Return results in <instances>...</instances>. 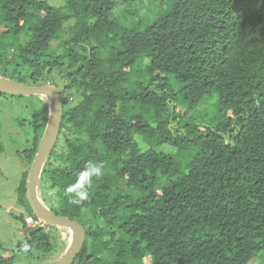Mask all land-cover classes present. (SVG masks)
I'll return each mask as SVG.
<instances>
[{
    "label": "trees",
    "instance_id": "trees-1",
    "mask_svg": "<svg viewBox=\"0 0 264 264\" xmlns=\"http://www.w3.org/2000/svg\"><path fill=\"white\" fill-rule=\"evenodd\" d=\"M0 73L61 90L42 183L86 228L73 264H264V0H0ZM214 94L223 119L193 121ZM19 217L15 252L53 254Z\"/></svg>",
    "mask_w": 264,
    "mask_h": 264
},
{
    "label": "rangeland",
    "instance_id": "rangeland-1",
    "mask_svg": "<svg viewBox=\"0 0 264 264\" xmlns=\"http://www.w3.org/2000/svg\"><path fill=\"white\" fill-rule=\"evenodd\" d=\"M54 5H61L64 0H45ZM125 6V5H124ZM138 17L143 11H153L150 3L133 4L130 6ZM69 21L67 24L72 23ZM58 40L53 41L56 45ZM56 86V85H54ZM2 95L0 96V264H50L65 249L69 233L64 228L56 229L47 225L46 231L54 235L56 251L48 258L40 259L42 252L34 249L32 252H15L19 242L26 241V234L22 232L23 223L20 212L27 214L26 208L18 203V187L23 175L30 171L31 163L26 155L32 139L33 125L39 112L48 109L37 97ZM40 98V97H39ZM217 95L205 99L192 115L193 121L216 124L222 120L221 112L216 108ZM191 119V118H190ZM138 140H142L138 136ZM143 146V144H142ZM167 147V146H166ZM167 151L173 148L167 147ZM29 174V173H28ZM42 197L46 203L53 205V190L45 183L41 185ZM22 210V211H21ZM14 256V259L9 260ZM256 262L255 260L253 261Z\"/></svg>",
    "mask_w": 264,
    "mask_h": 264
},
{
    "label": "water",
    "instance_id": "water-1",
    "mask_svg": "<svg viewBox=\"0 0 264 264\" xmlns=\"http://www.w3.org/2000/svg\"><path fill=\"white\" fill-rule=\"evenodd\" d=\"M0 92L18 96H39L48 107V117L27 178L28 199L36 216L47 225L64 228L69 242L50 264H73L86 241L84 225L70 217L57 214L42 197V175L59 138L64 115L61 90L50 83L28 84L0 73Z\"/></svg>",
    "mask_w": 264,
    "mask_h": 264
},
{
    "label": "built area",
    "instance_id": "built-area-1",
    "mask_svg": "<svg viewBox=\"0 0 264 264\" xmlns=\"http://www.w3.org/2000/svg\"><path fill=\"white\" fill-rule=\"evenodd\" d=\"M25 222L30 228H40L46 225L44 220L41 217L36 216L35 214L26 215Z\"/></svg>",
    "mask_w": 264,
    "mask_h": 264
},
{
    "label": "clouds",
    "instance_id": "clouds-1",
    "mask_svg": "<svg viewBox=\"0 0 264 264\" xmlns=\"http://www.w3.org/2000/svg\"><path fill=\"white\" fill-rule=\"evenodd\" d=\"M48 205H49V204H48ZM49 206H50V205H49ZM23 213H25V212H23ZM26 215H29V214H25V216H26ZM25 223H26V222H25ZM46 226H47V224H46L44 227H46ZM26 227H28L27 224H26ZM22 230H23V229H22ZM22 232H23V231H22Z\"/></svg>",
    "mask_w": 264,
    "mask_h": 264
},
{
    "label": "bare ground",
    "instance_id": "bare-ground-1",
    "mask_svg": "<svg viewBox=\"0 0 264 264\" xmlns=\"http://www.w3.org/2000/svg\"><path fill=\"white\" fill-rule=\"evenodd\" d=\"M69 239H70V238H68L67 245H68Z\"/></svg>",
    "mask_w": 264,
    "mask_h": 264
},
{
    "label": "crops",
    "instance_id": "crops-1",
    "mask_svg": "<svg viewBox=\"0 0 264 264\" xmlns=\"http://www.w3.org/2000/svg\"><path fill=\"white\" fill-rule=\"evenodd\" d=\"M22 211V210H21ZM23 212V211H22ZM22 212H20V213H22ZM23 231V230H22Z\"/></svg>",
    "mask_w": 264,
    "mask_h": 264
}]
</instances>
